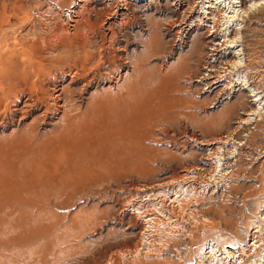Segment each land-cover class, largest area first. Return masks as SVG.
Segmentation results:
<instances>
[{"label":"rangeland","instance_id":"obj_1","mask_svg":"<svg viewBox=\"0 0 264 264\" xmlns=\"http://www.w3.org/2000/svg\"><path fill=\"white\" fill-rule=\"evenodd\" d=\"M192 1L0 0V53L19 54L24 39L45 43L54 35L115 34L129 63H140L144 95L151 84L157 85L162 70L174 75L170 84L201 86L180 93L188 102L179 108L189 107L191 120L180 116L166 125L168 134L156 129L160 141L148 157L102 177L73 181L64 192L46 193L43 198L55 223L47 229L54 237L4 242L13 264H220L218 248L230 254V247L242 244L253 249L250 264H264V115L256 118L257 125L242 124L255 109L249 89L264 96V9L240 17L230 23L232 33H223L227 40L237 38L242 49L239 71L231 70L222 84L213 85L212 77L206 78L208 85L193 79L189 85L188 76L207 73L205 63L214 61L209 39L224 24L221 16L207 18L203 2ZM225 66L217 65L216 71ZM177 67L184 68L179 77ZM5 120V127H14L10 117ZM197 121L206 122V128L193 127ZM37 129L45 133L53 127ZM9 151L3 149L1 164L14 166H4L9 170L5 173L24 165L23 155ZM36 221L21 219L7 229L18 232L36 227ZM60 227L64 230L57 234ZM223 252L218 255L221 263H229Z\"/></svg>","mask_w":264,"mask_h":264},{"label":"bare ground","instance_id":"obj_2","mask_svg":"<svg viewBox=\"0 0 264 264\" xmlns=\"http://www.w3.org/2000/svg\"><path fill=\"white\" fill-rule=\"evenodd\" d=\"M200 1L207 18L215 21L221 16L222 22L229 27L223 24L220 29L218 26L214 28L215 35L209 39V44L213 45L210 53L214 54V61L205 63L207 73L197 72L193 77L188 76L187 81L189 85H192V79L197 80V85L202 82L208 85L206 78L213 77V85H218L231 74V70L238 72L244 65L237 38L227 40L223 33H232L230 23L237 22L240 17L247 18L259 7L264 9V0ZM222 36H225L223 44L219 42ZM24 40L20 43L22 49L19 54L15 51L0 53V133L11 129L9 136L0 138V264L14 263L11 261L13 256L3 248L4 242L53 239L54 234L47 229L55 223L50 218V206L43 198L46 193L64 192L73 181L89 176L102 177L134 160L148 157L154 152L155 143L160 141L157 132L155 134L156 129L158 134H168V127L180 116L191 120L189 107L179 108L188 102V98L180 93L201 88H187L174 81L170 84L167 81L171 73L162 70L156 80L157 85L151 84V90L147 92V88V95H144L140 63H129L127 53L115 34L54 35L45 43L39 38L31 42ZM224 63L227 67L216 71L217 65ZM176 70L177 73L182 71L178 67ZM216 74L218 77L214 76ZM242 77L240 73V83L244 82ZM259 92L249 89L250 96L254 98L249 103L255 109H250L242 122L244 126L253 122L257 125L259 121L256 118L264 115V96ZM78 93L79 98L76 97ZM6 117L12 120L13 128L5 127ZM206 126L204 121L193 125L197 129ZM38 127L53 129L45 134L37 131ZM196 138L195 141L200 140ZM3 149H9L14 156L23 155V167L5 173L9 170L4 166L13 168L14 165L10 162H5L4 166L1 164ZM212 152L214 155L215 150ZM13 159L16 160L15 157ZM223 166L224 169L230 168ZM49 187H52L51 191H48ZM21 219L37 220V226L22 227L18 232L13 230L10 233L7 228L15 226ZM63 230L60 227L56 233Z\"/></svg>","mask_w":264,"mask_h":264},{"label":"built area","instance_id":"obj_3","mask_svg":"<svg viewBox=\"0 0 264 264\" xmlns=\"http://www.w3.org/2000/svg\"><path fill=\"white\" fill-rule=\"evenodd\" d=\"M229 249H231L229 251L230 254H228L224 250H220L219 248L216 250L215 255L217 256V262L222 264L218 255L223 251H224L223 254L225 253L227 255V259L230 260L229 263L226 261L224 264H248V263L250 264V262H254V259L252 258L253 256L252 248L250 249L249 247H246L244 244H242L241 246L236 245L234 247H230ZM231 256L234 257L231 258Z\"/></svg>","mask_w":264,"mask_h":264}]
</instances>
